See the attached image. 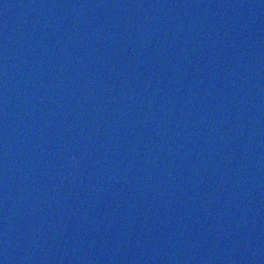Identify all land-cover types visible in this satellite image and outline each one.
<instances>
[{
    "label": "water",
    "instance_id": "obj_1",
    "mask_svg": "<svg viewBox=\"0 0 264 264\" xmlns=\"http://www.w3.org/2000/svg\"><path fill=\"white\" fill-rule=\"evenodd\" d=\"M0 264H264V0H0Z\"/></svg>",
    "mask_w": 264,
    "mask_h": 264
}]
</instances>
